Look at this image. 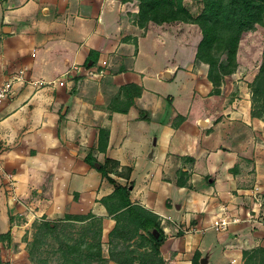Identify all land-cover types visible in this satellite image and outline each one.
Returning a JSON list of instances; mask_svg holds the SVG:
<instances>
[{"label": "crops", "instance_id": "obj_1", "mask_svg": "<svg viewBox=\"0 0 264 264\" xmlns=\"http://www.w3.org/2000/svg\"><path fill=\"white\" fill-rule=\"evenodd\" d=\"M0 9V85L19 69L26 78L0 103V233L10 229V243L30 219L91 212L109 258L115 219L100 199L114 185L85 160L91 153L130 168L128 179L110 176L132 182L131 201L158 215L164 264H242L244 250L264 248L263 224L212 226L223 206L244 217L254 193L264 199V122L249 95L226 104L212 92L196 66L200 38L188 45L178 25L139 27L120 0H0ZM91 51L99 79L72 68ZM255 209L264 220V203Z\"/></svg>", "mask_w": 264, "mask_h": 264}, {"label": "trees", "instance_id": "obj_2", "mask_svg": "<svg viewBox=\"0 0 264 264\" xmlns=\"http://www.w3.org/2000/svg\"><path fill=\"white\" fill-rule=\"evenodd\" d=\"M126 2L129 0H120ZM138 19L135 20L139 27H145L149 22L164 23L171 20H182L197 23L201 28V39L198 42L195 60H210L213 48H225L227 51V64L233 65L237 45L247 27L257 22L264 26V0H202L203 9L201 13L192 19L182 5V0H137ZM90 59L95 63L94 52H90ZM88 62V61H87ZM85 62V65H87ZM226 65V66H228ZM231 68L223 72H232ZM208 79L212 85L216 82L214 73L209 68ZM124 90L133 91L138 94V89L134 84L123 86ZM252 95L250 97L251 115L264 121V47L262 51V62L252 85ZM212 92L214 90L212 89ZM220 92V90H219ZM218 92V93H219ZM131 102V101H130ZM142 114V111H140ZM143 118H147L143 115ZM108 131L100 129L98 147L104 150L107 144ZM85 160L90 166L95 167L103 177L114 185L111 194L104 196L100 201L105 205L109 215L115 219V225L109 232L110 240L112 237L120 235L124 237L132 228V233L141 229L147 233V241L153 259L158 260L159 264H164L160 247L166 239L165 232L160 224L158 215L145 209L138 203L130 199L129 185L132 182L121 184L112 176L111 172L129 178L128 173L115 170L119 163L116 160L105 157L103 162L97 164V160L88 153ZM183 173L181 172L177 183L183 185ZM110 200L111 202H108ZM264 203V201H263ZM79 223L77 234L71 232V227ZM35 229L33 239L28 247L29 257L33 264H50V259L40 254L39 248L45 243L46 236H52L57 242L56 250L60 253L53 258L54 264H107L113 260L119 264H135V261L122 259V253L113 249L114 242L111 240L109 245V258L102 253V218L89 212L86 214H65L63 218L48 220L41 218L33 222ZM156 231V234L154 233ZM119 232V233H118ZM131 236V235H130ZM11 242L10 229L0 233V243ZM244 261L242 264H264V248L256 247L243 251ZM0 264L3 260L0 253ZM8 264V263H7Z\"/></svg>", "mask_w": 264, "mask_h": 264}, {"label": "rangeland", "instance_id": "obj_3", "mask_svg": "<svg viewBox=\"0 0 264 264\" xmlns=\"http://www.w3.org/2000/svg\"><path fill=\"white\" fill-rule=\"evenodd\" d=\"M126 2L129 8H131L132 10H136V15L134 16V19L137 20L138 1L129 0ZM181 3L192 19H195L203 9L202 0H182ZM152 24H157V23L152 22ZM163 24H166L165 27L166 30H170V26L178 25L180 27L179 29L182 31V35L184 36L185 44L189 45L191 42L195 44L199 40V38L201 39L202 36L201 28L197 23L186 22L182 20H171L168 22H164ZM263 47H264V26L257 22H253L247 27V29L245 30V32L243 33L242 37L238 42L237 50L234 56V60L232 62L234 66L227 64L228 56H227V51L224 47L213 48L212 54L209 57L210 60L206 61L207 58L202 60H196V66L199 69L200 74L205 73L207 75L209 68L212 69L216 81L213 84V90L217 94L221 93L219 92V90L226 94V99H225L226 104L227 102L228 103L238 102V100L240 99H242L243 101V99L247 97V95H249L250 97L252 95L251 85L256 74L259 71V67L262 62ZM229 68H231V70L233 71L228 73L223 72L225 69H229ZM215 98L216 99L219 98L218 101H219V105L221 106V104L223 103L222 102L223 95L220 96L217 95ZM167 102H166V106L168 104ZM260 120L263 121L262 119ZM75 197L77 196L75 195ZM17 201L21 202V200L18 198ZM108 202L111 201L108 200ZM228 211L229 210L227 209L226 212ZM64 215L58 218H52L43 215L40 217V219L46 218L53 222L54 220L63 218ZM23 219H24L23 221H26V217H23ZM33 222H34L33 219H30V224L28 225V227L25 228L26 231L22 236V240H19L16 244H12L9 242L0 243V253L3 260V264H7V263L33 264L28 253V247L33 239V235L35 232ZM79 225H80L79 223H75V227H71V232H73V234H77ZM185 228H189V227H185ZM129 231L130 232L127 233V235L124 237L117 235L111 238V240L114 242L113 246H115L113 249L117 251L119 250V252L122 253L121 256L122 259H127L129 261L134 260L135 264H159V261L157 259L156 260L153 259V253H151L150 245L146 239L147 233L141 229H137V231H135L134 233H132L133 232L132 228L129 229ZM180 231L182 230L180 229ZM183 232L184 231H182V233ZM210 232L214 234V231H210ZM44 240L45 243L42 244L41 247L39 248L40 254L41 256L43 257L46 256L48 259H50V264H54L53 258L57 257L60 254L56 250L57 242L54 240L52 236L49 235L46 236ZM111 240L110 237L108 236L107 238H105V241H103V244L107 245L108 247V254H109V246H110L109 243ZM103 252H104V247L102 245V253Z\"/></svg>", "mask_w": 264, "mask_h": 264}, {"label": "built area", "instance_id": "obj_4", "mask_svg": "<svg viewBox=\"0 0 264 264\" xmlns=\"http://www.w3.org/2000/svg\"><path fill=\"white\" fill-rule=\"evenodd\" d=\"M72 68L75 70L84 69L85 76L93 79H99L105 74L104 68H98L92 63L91 60H89L87 65L83 67L73 66ZM69 71H67V73ZM25 79L24 69H19L15 73H13L8 80L2 82V84L0 85V103L7 97L15 81H25ZM263 201L264 199L262 195H260L259 193H254L252 199V211H247L244 217L241 216V212H226L227 208L226 206H223L221 208L222 212L213 219L212 226L215 230H225L231 224L240 223L243 220L264 225V220L261 218L259 212L255 209L256 206H261L263 204ZM181 230L184 232H190L191 228H181Z\"/></svg>", "mask_w": 264, "mask_h": 264}, {"label": "water", "instance_id": "obj_5", "mask_svg": "<svg viewBox=\"0 0 264 264\" xmlns=\"http://www.w3.org/2000/svg\"><path fill=\"white\" fill-rule=\"evenodd\" d=\"M202 262H205V259Z\"/></svg>", "mask_w": 264, "mask_h": 264}]
</instances>
